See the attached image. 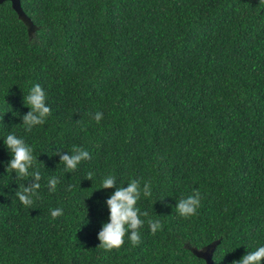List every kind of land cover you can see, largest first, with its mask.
I'll use <instances>...</instances> for the list:
<instances>
[{
  "label": "trees",
  "instance_id": "obj_1",
  "mask_svg": "<svg viewBox=\"0 0 264 264\" xmlns=\"http://www.w3.org/2000/svg\"><path fill=\"white\" fill-rule=\"evenodd\" d=\"M20 6L31 31L0 1V264H204L190 247L212 241L213 264H231L264 245L263 0ZM35 84L51 112L28 132L23 97ZM9 133L33 149L29 173L41 174L30 208L15 192L33 177L5 172ZM73 146L90 158L67 171L60 156ZM108 175L114 186L103 188ZM131 179L152 193L136 205L148 212L141 243L126 234L105 251L106 200ZM194 191L200 206L181 217L175 205ZM148 219L162 225L154 235Z\"/></svg>",
  "mask_w": 264,
  "mask_h": 264
},
{
  "label": "clouds",
  "instance_id": "obj_2",
  "mask_svg": "<svg viewBox=\"0 0 264 264\" xmlns=\"http://www.w3.org/2000/svg\"><path fill=\"white\" fill-rule=\"evenodd\" d=\"M45 92L39 84H35L29 90V93L23 97V104L30 110L23 115L22 122L25 131L30 132L34 126L42 125L46 118L50 115L51 109L45 103ZM103 118L101 112H97L94 120L99 123ZM4 145L10 152L11 159L5 166V172H15L18 179H22L31 175L34 182L25 187L20 185L15 192L19 201L26 207H32L34 197L37 196V190L40 188L41 174L38 171L29 173V168L34 164L35 157L33 149L14 133H9L3 141ZM72 155H61L60 161L63 163L67 171H74L83 160L90 158V155L84 149L73 146ZM93 173L86 175L87 179H92ZM58 179L53 177L48 180L49 191L56 190ZM114 186V176H105L101 181V187L110 188ZM71 187V186H69ZM143 196L150 197L152 195L149 183H145L143 189L138 179H131L127 187H117L114 193L106 200L108 206V221L102 224V228L98 233L100 243L97 245L105 251L120 248L124 244V237L128 234L132 246H138L141 243L139 230L144 226L145 221L141 219V215L148 216V212L143 213L137 208V201ZM200 193L194 191L192 195L181 198L175 205L176 212L184 218L194 216L200 206ZM53 218L63 214L62 209H52L50 212ZM148 227L154 235L158 229L162 227L158 220H147ZM264 260V245L257 247L254 251H248L239 260H233L231 264H261Z\"/></svg>",
  "mask_w": 264,
  "mask_h": 264
},
{
  "label": "water",
  "instance_id": "obj_3",
  "mask_svg": "<svg viewBox=\"0 0 264 264\" xmlns=\"http://www.w3.org/2000/svg\"><path fill=\"white\" fill-rule=\"evenodd\" d=\"M10 2H11V6L15 9L18 16L26 23L28 31H29V29L32 30L33 25L30 22L29 18L24 14V12L20 6V0H10ZM214 244H215V242L212 241L209 244H207L201 248H195V247L191 246L190 249L196 255H198L204 259V264H213V261L211 259V252H212V248H213Z\"/></svg>",
  "mask_w": 264,
  "mask_h": 264
},
{
  "label": "rangeland",
  "instance_id": "obj_4",
  "mask_svg": "<svg viewBox=\"0 0 264 264\" xmlns=\"http://www.w3.org/2000/svg\"><path fill=\"white\" fill-rule=\"evenodd\" d=\"M31 29H29V31H30Z\"/></svg>",
  "mask_w": 264,
  "mask_h": 264
}]
</instances>
